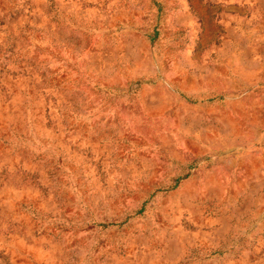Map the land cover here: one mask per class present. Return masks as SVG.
Returning <instances> with one entry per match:
<instances>
[{
  "label": "rangeland",
  "instance_id": "1",
  "mask_svg": "<svg viewBox=\"0 0 264 264\" xmlns=\"http://www.w3.org/2000/svg\"><path fill=\"white\" fill-rule=\"evenodd\" d=\"M0 264H264V0H0Z\"/></svg>",
  "mask_w": 264,
  "mask_h": 264
}]
</instances>
